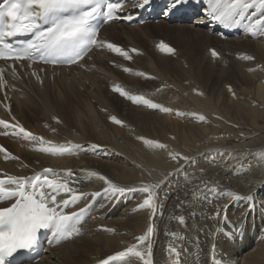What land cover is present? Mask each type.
<instances>
[{"label": "bare ground", "instance_id": "obj_1", "mask_svg": "<svg viewBox=\"0 0 264 264\" xmlns=\"http://www.w3.org/2000/svg\"><path fill=\"white\" fill-rule=\"evenodd\" d=\"M142 2L122 0L120 18L102 26L99 39L116 43L125 29L182 27L199 41L190 62H183L182 56L174 61L157 51V67L146 56L130 54L126 59L95 47L71 66L34 63L28 68L27 61H0L6 82L0 87V119L19 122L36 137L52 142L26 140L0 126V133L9 132L0 134V146L6 149L0 152V178H30L52 168L71 188L89 194L60 208L67 214L81 208L89 213L81 219L82 234L58 245L52 242L40 261L23 264H99L132 245L147 253L148 244L152 256L145 259L152 264H264V34L247 31L264 16V8L257 0L256 8L249 9L239 24L226 26L207 14L209 0H186L175 7L173 0H159L155 10L166 5L161 18L139 24L134 20L142 13ZM174 14L178 15L171 19ZM190 15L193 22L185 24ZM213 49L217 57L212 56ZM245 55L254 59L246 60ZM33 71L43 84L31 75ZM114 85L173 111L134 104L114 92ZM192 113L204 115L206 121ZM111 116L129 125V132ZM138 137L168 147H149ZM59 146L70 152L59 154ZM40 147H55L57 154L38 151ZM176 153L180 155L174 159ZM92 172L133 190L105 193L108 185ZM158 181L152 190L155 208H140L148 196L141 189ZM95 192L100 195L93 197ZM51 194L58 202L71 196ZM13 201H0V207ZM150 226L153 233L141 244L137 238ZM173 247L179 257L170 251ZM109 264L144 261L129 257Z\"/></svg>", "mask_w": 264, "mask_h": 264}, {"label": "snow or ice", "instance_id": "obj_2", "mask_svg": "<svg viewBox=\"0 0 264 264\" xmlns=\"http://www.w3.org/2000/svg\"><path fill=\"white\" fill-rule=\"evenodd\" d=\"M186 0H173L172 7L177 4L184 3ZM149 0H143L140 5H147ZM261 8H264V0H259ZM257 0H209L208 15L215 21L231 26L239 24L240 20L245 17V13L249 9L256 8ZM103 8L105 21L118 19L117 13L122 9V0H7L6 6H0V36H12L16 34H29L31 39L25 46L15 49L9 45L0 47V60L27 61V67L31 68L34 63L43 62L44 64L56 65H74L79 64L85 56L92 51L93 47L118 53L126 59H131L127 51L117 44L99 39V28L93 26V19L97 12ZM131 20V16L125 17ZM247 31L251 35H256L257 32L264 34V16L257 19L247 27ZM156 47L168 54L174 55L176 49L161 41ZM132 51H137L132 49ZM212 56L217 57L219 54L213 49ZM244 59L253 60L251 55H245ZM83 67V65H80ZM13 75H16V68L12 67ZM125 72H131L129 68L123 69ZM43 71V69H41ZM5 69L0 68V87L4 83ZM139 76H145V73H136ZM31 75L35 76L40 84H43V79L33 71ZM112 90L119 93L120 96L127 98L137 105H145L150 109H158L164 113H170L172 108L164 107L151 99L145 98L143 95H135L126 91L120 85H114ZM231 91V86H229ZM198 95L203 96L202 92ZM199 121H206V117L202 114L192 113ZM15 119V118H13ZM60 121L58 118L53 117ZM109 119L116 124H123V121L117 119L116 116H111ZM0 126L4 129H13L11 135L20 136L26 140H38L41 144L47 143L52 145L51 141H44L43 138L36 137L31 132L27 131L19 122L15 124L9 123L6 120L0 119ZM55 131V129H53ZM8 135L5 131L0 133ZM138 139H144L138 137ZM69 144L72 142L69 141ZM144 143L149 147L166 149L168 146L159 143L155 140L144 139ZM59 154L70 152L65 146H59ZM80 148V145H74ZM98 145H92L95 149ZM41 152L57 154L55 147H40L37 149ZM0 152H6L3 146H0ZM10 155V154H9ZM180 155L176 153L175 156ZM8 155L5 156V159ZM18 159L17 157H13ZM185 161L189 157H182ZM203 171V170H201ZM92 176L104 181L108 185L104 189L105 193L123 194L126 189L113 183L107 177L96 172L91 173ZM6 183L10 186H5ZM159 181L155 184L146 185L141 190L148 193L147 198L139 205L140 208H155L154 196L152 190L159 186ZM50 190V191H46ZM214 190V189H213ZM71 193L69 199L57 201L56 195L51 193ZM89 195L84 192H77L70 187L69 182L61 179L59 174L52 168H45L43 173H37L32 177H8L7 181L0 178V201L13 200L8 207H0V264H5L7 258L13 256L18 250L30 249L37 241V234L41 229L53 228L54 237L57 243L71 241L79 237L81 229V215L85 209L81 208L79 212L71 214L64 213L60 210L61 205L67 207L70 203H76L83 197ZM93 197L100 195L99 192L91 193ZM230 195H234L231 194ZM236 199H244L235 195ZM246 199H251L247 197ZM181 223H184V218L179 217ZM108 232H113L114 229H105ZM153 233V228L150 226L145 235L138 237V241L142 244ZM151 244L147 245V253L138 250L137 245L127 247L123 251L115 253L114 256H109L105 260H101L99 264H109V261L125 260L129 257H138L144 264H152L151 259H145L152 256ZM177 257L180 253L173 247L170 249Z\"/></svg>", "mask_w": 264, "mask_h": 264}, {"label": "rangeland", "instance_id": "obj_3", "mask_svg": "<svg viewBox=\"0 0 264 264\" xmlns=\"http://www.w3.org/2000/svg\"><path fill=\"white\" fill-rule=\"evenodd\" d=\"M197 14L198 13H195L194 15H197ZM194 15L191 18L187 19V22H185V24L190 25L191 21L194 19ZM156 21H158V20H155L154 22H156ZM150 22H152V21H150ZM172 28H174V29H172ZM169 31H170V33H169ZM148 37H150V38H148ZM129 40L131 42H129ZM150 41H152L153 45H151ZM161 41H163L164 43L169 42L167 44H169V46L176 49V53L174 55L168 54L166 52L170 59L173 57L174 59L172 58V60H174V61L181 59L183 62H186V63L190 62V55L193 53V50H196V46L199 43L197 37L195 35H193V32H191V31L189 32V31L183 29L182 27H161V26L158 27V26H154V27H151L148 29H139V28H136L134 30L133 29H125L124 31L121 32L120 38H118V41L115 44H117L118 46L121 45L120 47H123V49L127 51L129 56H130V54L133 57H138L139 55H140L139 57L146 56L144 58H146V61L148 63H151L153 66L156 64L155 66L158 67L156 61L154 60V56L156 55L157 51H160L156 47V42H158L157 44H159ZM132 49H136L137 51H132ZM145 51H146V54H145ZM177 51H180V52L178 53ZM202 51H203V49L200 50L199 54H202ZM177 55H178V57L176 58ZM132 56H130V57H132ZM179 56L180 57L182 56V57L180 58ZM202 56H204V55H202ZM202 56H200V57H202ZM183 57H184V60H183ZM187 59H189V61H187ZM199 64L203 66L202 63H199ZM185 67L189 68L188 65H186ZM262 111L264 112V110H262ZM120 127H122V129L125 132H129V130L131 129L129 127V125H127V124L120 125ZM1 136H4V135L1 134Z\"/></svg>", "mask_w": 264, "mask_h": 264}]
</instances>
